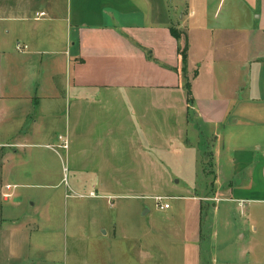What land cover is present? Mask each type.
I'll use <instances>...</instances> for the list:
<instances>
[{
	"label": "crops",
	"instance_id": "crops-1",
	"mask_svg": "<svg viewBox=\"0 0 264 264\" xmlns=\"http://www.w3.org/2000/svg\"><path fill=\"white\" fill-rule=\"evenodd\" d=\"M0 1L6 32L28 46L20 52L18 43L0 44V84H6L0 122L13 114L19 125L29 118L38 125L28 112L42 108L40 119L62 126L69 139V187L79 196L134 201L135 191H156L165 166L152 152H179L190 142L193 125L197 141H213L220 201L264 202V0H65L34 12L17 0ZM171 27L182 33L180 40ZM186 46L184 67L180 51ZM221 75L235 79L230 92L228 83H218ZM230 124L252 139L232 149L227 171L219 130ZM25 132L0 142L12 147L5 156L8 183L54 186L55 169L43 154L18 156L41 146L59 157V141L44 137L45 144L34 143ZM29 154L36 158L32 169L17 161ZM182 197L189 201L176 235L186 251L180 264H202L206 197ZM102 230L89 237L105 240L109 232Z\"/></svg>",
	"mask_w": 264,
	"mask_h": 264
},
{
	"label": "rangeland",
	"instance_id": "rangeland-1",
	"mask_svg": "<svg viewBox=\"0 0 264 264\" xmlns=\"http://www.w3.org/2000/svg\"><path fill=\"white\" fill-rule=\"evenodd\" d=\"M17 1L26 5L30 12L53 5L55 1L59 6L65 4V0ZM7 26V22L0 21V44L4 41V45L15 47L17 38L14 33L6 32ZM193 75L189 72L190 79ZM220 82L228 83L229 92L233 89L230 84L236 83L235 79L222 75L218 78ZM5 85L2 79L0 89ZM27 107L25 104L22 108ZM41 110L28 112L31 117L39 118L38 125L32 123V118L19 125L13 114L0 122V142L25 131L32 135L34 143L45 144L44 137L59 141V157L41 146L20 150L18 156L21 158L24 152L30 151L32 155L43 154L55 169L54 186L17 187L15 192H25V195H14L8 201L3 196L4 186L12 180L6 171L5 156L12 147L0 144V264H180L181 255L183 260L186 251L180 248L176 235L182 232L183 204L189 201L182 196L193 194L206 197L203 201L202 264H264V202L250 201L242 206L237 201H220L222 194L217 190V176L211 165L213 141H197L193 125L190 126V142L181 145L179 152H152L165 166V173L158 177L156 191H135L131 194L135 195L134 201L127 198L125 201L99 200L100 197L92 201L69 187L67 149L61 147L64 140L69 139L62 134V126L56 128L51 120L40 119ZM231 127L232 124L219 130V144L222 142L226 146L223 163L227 171L231 167L228 158L232 149L248 145L252 139L251 133L240 129L233 132ZM24 158L17 161L24 160L31 169L36 166L34 156L31 158L29 154ZM236 179L239 182L241 177ZM155 195L167 197L162 203H168L171 208L160 209L152 197ZM212 203L219 204L218 208H213ZM191 205L193 203L189 204V209ZM102 229L109 232L105 240L89 237L103 232Z\"/></svg>",
	"mask_w": 264,
	"mask_h": 264
},
{
	"label": "built area",
	"instance_id": "built-area-1",
	"mask_svg": "<svg viewBox=\"0 0 264 264\" xmlns=\"http://www.w3.org/2000/svg\"><path fill=\"white\" fill-rule=\"evenodd\" d=\"M43 15H45L44 12L39 13L38 14V17L39 16H43ZM16 48H17L18 51L21 52V51L26 50L28 48V46L27 45H23L22 43H18L17 46H16ZM60 138L63 139L62 136H60ZM61 147L63 149H68V147H69V141L67 139H65L64 142H63V144L61 145ZM50 148H52V147H50ZM52 149L55 150V147H53ZM4 188H5V191L3 192L4 199L5 200L12 199L14 197V190L16 189V186L15 185H12V184H6L4 186ZM92 196H96V195L94 193H92ZM153 198L156 200V205L160 209H167V208H169L170 205L168 203H162V200L167 199V197L154 196Z\"/></svg>",
	"mask_w": 264,
	"mask_h": 264
},
{
	"label": "trees",
	"instance_id": "trees-1",
	"mask_svg": "<svg viewBox=\"0 0 264 264\" xmlns=\"http://www.w3.org/2000/svg\"><path fill=\"white\" fill-rule=\"evenodd\" d=\"M171 31L176 39L180 40L182 38V35H181L182 33L176 27H171ZM180 55L182 57L183 66L186 67L187 60H188V47L187 46L183 50L180 51ZM187 90H188L190 100L193 101L191 97L192 96V84L190 81L187 82Z\"/></svg>",
	"mask_w": 264,
	"mask_h": 264
},
{
	"label": "water",
	"instance_id": "water-1",
	"mask_svg": "<svg viewBox=\"0 0 264 264\" xmlns=\"http://www.w3.org/2000/svg\"><path fill=\"white\" fill-rule=\"evenodd\" d=\"M147 211V210H146Z\"/></svg>",
	"mask_w": 264,
	"mask_h": 264
}]
</instances>
